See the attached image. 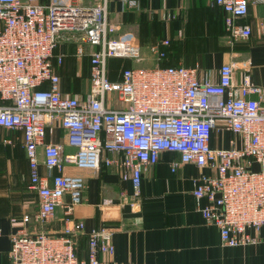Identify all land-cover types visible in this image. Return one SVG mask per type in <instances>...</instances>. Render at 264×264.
I'll return each mask as SVG.
<instances>
[{"label":"built area","instance_id":"built-area-1","mask_svg":"<svg viewBox=\"0 0 264 264\" xmlns=\"http://www.w3.org/2000/svg\"><path fill=\"white\" fill-rule=\"evenodd\" d=\"M48 1L0 0V127L22 135L27 188L38 201L28 219L44 227L56 219L58 208L62 214L59 231L16 226L9 264H107L100 255L114 251L108 227L89 230L85 257L76 254V237L85 228L75 207L84 199L86 179L65 168L93 171L113 165L121 179L132 183L136 199L142 172L162 152L177 154L172 168L180 163L198 168L192 195L223 245L257 242L247 230L264 224V87L252 84L247 74L235 84V66L227 62L216 81L210 71L198 77V65L158 63L122 66L114 79L110 58H145L136 39L115 35L118 26L109 21L107 0ZM214 1L224 13L230 43L251 34L250 26L240 22L250 3L264 10V0ZM122 4L134 8L139 3ZM64 41L75 43L77 57H89V84L81 99L60 89L55 63L61 64L62 57L55 50ZM168 44L162 38L148 49L159 61ZM54 121L65 130L72 152L61 143H46V128ZM221 132L231 134L228 146H212L213 133Z\"/></svg>","mask_w":264,"mask_h":264},{"label":"crops","instance_id":"crops-1","mask_svg":"<svg viewBox=\"0 0 264 264\" xmlns=\"http://www.w3.org/2000/svg\"><path fill=\"white\" fill-rule=\"evenodd\" d=\"M79 1L94 4L101 0ZM137 1L138 7L125 8L122 0H107L109 21L118 26L115 35L136 39L145 58H110L112 78H118L121 66L158 63L198 65V77L210 71L211 79L216 81L220 65L227 62L235 66V84L247 74L252 84L264 87V10L260 3H250L247 14L240 19L250 26L249 37L230 43L224 13L214 0ZM162 38L169 44L164 47L166 57L157 61L148 47ZM74 50L75 43L59 44L55 55H61L62 62L55 63V69L62 93L81 99L89 84V57H77ZM230 135L213 133L212 146H228ZM3 138L10 143L4 144ZM45 141L61 143L65 152L73 151L65 144V130L57 121L48 124ZM24 146L21 132L0 127V264H9L10 233L16 226L25 225L32 231H59L62 227L59 208L56 219L44 227L28 219L37 211L38 201L37 194L27 188ZM38 154L42 159L41 148ZM176 159L174 152L160 153L158 161L142 172L136 199L132 183L121 179L113 165L93 171L66 166L67 172L81 173L86 179L84 199L75 207V215L85 228L76 237L77 252L85 257L87 232L104 226L113 230L114 251L100 255L107 264H264V224L258 230H247L257 242L223 245L218 229L204 222L192 195V179L199 174L198 168L193 163L172 168L171 162ZM108 198L111 202L102 205ZM205 203L200 201L201 205Z\"/></svg>","mask_w":264,"mask_h":264},{"label":"trees","instance_id":"trees-1","mask_svg":"<svg viewBox=\"0 0 264 264\" xmlns=\"http://www.w3.org/2000/svg\"><path fill=\"white\" fill-rule=\"evenodd\" d=\"M87 244H88V236H87ZM75 247H76V245H75ZM86 250H87V246H86ZM86 250H85V252H86ZM76 254H77L79 257H82L81 254L77 252V250H76Z\"/></svg>","mask_w":264,"mask_h":264},{"label":"rangeland","instance_id":"rangeland-1","mask_svg":"<svg viewBox=\"0 0 264 264\" xmlns=\"http://www.w3.org/2000/svg\"><path fill=\"white\" fill-rule=\"evenodd\" d=\"M119 66H121L120 63H119V65L117 66V68H119ZM121 67H122V66H121Z\"/></svg>","mask_w":264,"mask_h":264}]
</instances>
